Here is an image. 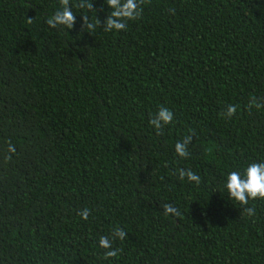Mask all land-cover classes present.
Returning a JSON list of instances; mask_svg holds the SVG:
<instances>
[{
  "label": "trees",
  "instance_id": "trees-1",
  "mask_svg": "<svg viewBox=\"0 0 264 264\" xmlns=\"http://www.w3.org/2000/svg\"><path fill=\"white\" fill-rule=\"evenodd\" d=\"M92 2L68 30L46 23L59 0H0V264H264V201L226 189L264 161V107L248 106L264 104V0H146L119 33ZM160 107L174 120L158 135ZM117 226L106 260L99 237Z\"/></svg>",
  "mask_w": 264,
  "mask_h": 264
},
{
  "label": "clouds",
  "instance_id": "clouds-1",
  "mask_svg": "<svg viewBox=\"0 0 264 264\" xmlns=\"http://www.w3.org/2000/svg\"><path fill=\"white\" fill-rule=\"evenodd\" d=\"M61 8L58 9L53 15H51L46 23L51 28H67L71 30L75 27L76 16L73 12V6L85 9L88 11L95 10L94 3L92 0H77L75 5L72 4L71 0H59ZM108 9L107 18L103 21V30L105 32H117L127 30L128 22L135 21L142 17L143 7L146 0H105ZM103 5L100 11H103ZM96 11V10H95ZM174 11V10H173ZM83 19V29H88V32H94L98 26L101 27V20L96 16L94 22L89 20L87 15H82ZM32 19H29V23ZM249 108L252 107L260 108L264 107V104L259 103L255 97L250 98ZM237 112L236 105H228L226 115L228 118H232ZM174 120V113L167 107H160L157 113L150 119L149 123L156 129L158 135L163 133L165 126L172 124ZM194 133L186 135L183 140L177 141L175 144V153L177 156L183 159H187L190 156L188 146L193 141ZM8 152L15 153V146L9 141ZM7 160H11L12 156L6 157ZM178 179L183 181L185 177L190 182H194L197 186L200 184L201 179L198 174H196L192 169H177ZM226 189L231 200L247 206L249 201L261 200L264 201V161L252 162L246 166L243 173L238 170L231 171L226 177ZM164 215H173L179 217L181 213L172 204H164ZM244 212L249 216L255 215V207H245ZM91 212L90 209H82L78 215L84 220L89 219ZM128 233L117 226L111 233V239L108 236L99 237V247L104 249L103 258L106 260H111L112 258L119 257L122 252L121 248H114L113 243L116 239L123 242Z\"/></svg>",
  "mask_w": 264,
  "mask_h": 264
}]
</instances>
